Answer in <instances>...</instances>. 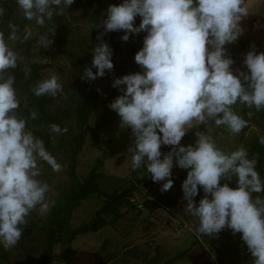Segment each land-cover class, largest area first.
Returning <instances> with one entry per match:
<instances>
[{
	"label": "clouds",
	"instance_id": "obj_1",
	"mask_svg": "<svg viewBox=\"0 0 264 264\" xmlns=\"http://www.w3.org/2000/svg\"><path fill=\"white\" fill-rule=\"evenodd\" d=\"M73 3L16 0L24 19L47 28L37 41L44 49L51 47L56 29L46 22L64 16ZM4 15L0 6V19ZM137 16L142 18L138 27L134 26ZM248 16L247 0H123L109 5L107 18L98 26L103 32L92 49V66L85 68L82 79L94 81L114 68L103 35L123 30L122 40L127 42L129 34L147 33L134 57L143 72L114 79L112 86L122 94L109 105L119 115L120 127L131 130L132 169L146 168L153 182L163 181L161 192L173 187L174 164L188 169L182 183L184 209L195 218L196 233L212 237L226 228L240 233L252 264H264V179L257 171L259 154L250 156L244 146L226 151L213 135L218 128L233 136L249 128L264 146V133L251 126L256 113L264 111V52L257 54L253 45L244 59L247 71L237 69L234 74V61L225 48L242 34L241 21ZM98 27L89 24V30ZM8 28L7 38L0 30V245L5 250L18 244L31 212L39 206L43 214L55 206L47 199L49 185L38 179L40 162L55 172L62 170L44 141L28 128V120L37 119L38 112H30L27 119L17 114L20 100L9 70L16 69L23 57L9 41H27L32 33L25 28L21 36L12 23ZM22 70L26 76L31 72L27 66ZM32 92L52 98L63 94L59 74L50 71ZM244 109L248 111L242 115ZM199 125H206V130L195 132V145L182 146L186 133ZM49 130L59 135L68 132L55 123ZM162 145L171 146L163 159ZM234 178L235 188L229 186ZM198 186L205 195L197 205Z\"/></svg>",
	"mask_w": 264,
	"mask_h": 264
},
{
	"label": "rangeland",
	"instance_id": "obj_2",
	"mask_svg": "<svg viewBox=\"0 0 264 264\" xmlns=\"http://www.w3.org/2000/svg\"><path fill=\"white\" fill-rule=\"evenodd\" d=\"M121 3L123 0H74L64 16H54L52 21L46 22L48 27L56 29L50 37L53 41L51 47L44 49L37 41L47 28H40L35 22L24 19L16 0H0V6L5 9V15L0 19V30L4 31L5 37L10 33L8 23L15 24L21 36L25 28L32 33L27 41H9L10 46L23 57L18 68L25 84L15 81L14 85L20 100L17 114L27 119L30 112H38L37 119L28 120V128L44 141L47 150L62 166L61 171L55 172L40 162L42 174L38 179L49 185L47 199L55 201V206L47 213H40L39 206L30 213L28 223L22 226L23 235L18 244L9 250L0 245V264H41L46 258L52 260L50 264H64L63 244L57 240L53 243L52 239L53 234L61 236L62 229L57 221L53 223L51 219L60 215L59 203L63 202L64 195L68 196L72 184L69 167L73 157L80 183L95 168H99L101 175L99 185L107 193L121 192L137 181L141 183L136 184L137 189L129 204L106 218L108 226L96 233L77 236L66 245L71 250L70 264H252L253 258L240 233L233 234L227 228L212 237L196 233L197 222L184 209L187 202L183 199L182 183L187 178L188 169L174 164L170 177L173 187L161 192L163 181L145 184L142 181L149 175L146 168L133 170L131 167L132 153L128 151L133 140L131 130L120 127V117L109 105L122 94L120 88L112 86L114 79L143 72L136 64L135 56L127 70L120 72V67L129 62L130 47L137 41L136 35L145 37L147 33L129 34L127 42L122 40L126 34L123 30L103 35V42L112 50L114 68L106 70L104 77H97L94 81L82 79L85 68L92 66V49L100 42L97 36L103 28L98 26L107 18L106 9L109 5ZM247 3L249 16L241 21L242 34L234 43L225 45L226 54L234 61L231 66L234 74L237 69L244 71L246 55L242 53L246 47L254 43L264 46V0H247ZM258 7L260 16L257 15ZM141 19L137 16L134 26L138 27ZM90 23L98 28L89 30ZM261 49L264 52V47ZM255 51L261 53L256 46ZM25 66L31 69L27 76L22 70ZM52 70L59 74L63 94L55 98L35 96L33 86L48 78ZM92 71L95 73L97 69L92 68ZM9 72L14 75V69ZM89 98H94V103L87 113L86 123L90 129L98 128V141L88 129L84 132L77 121ZM247 111L244 109L241 114ZM45 117L53 119L62 128L67 127L68 132L63 135L51 133L49 125L54 122H47ZM251 126L264 133V111L256 113ZM213 135L218 146L226 151L244 146L250 156L258 153L257 171L264 179V146L258 143L257 132H249V128H245L240 135L233 136L226 129L218 128ZM53 136L55 143L52 142ZM196 139L194 136L183 146L195 145ZM78 140H82L81 147ZM164 146H161V152ZM229 186H237L235 178ZM204 195L198 186V195L194 197L197 205ZM105 203L106 199L99 195L89 196L72 213L68 228L76 231L90 225Z\"/></svg>",
	"mask_w": 264,
	"mask_h": 264
},
{
	"label": "trees",
	"instance_id": "obj_3",
	"mask_svg": "<svg viewBox=\"0 0 264 264\" xmlns=\"http://www.w3.org/2000/svg\"><path fill=\"white\" fill-rule=\"evenodd\" d=\"M136 39L137 41L134 43L132 47H130V51H129L130 60L128 63L120 67V72L127 70L131 66L133 57L143 47L144 37H140L139 35H136ZM245 47L246 46L242 44V48L245 49ZM244 71H247L246 66L244 68ZM13 76H15V81L17 84H20V85L25 84L24 76L22 75L18 67L14 69ZM93 103H94V98H89L87 106L84 107L83 110H81L82 112L79 114L77 121H78V125L83 129L84 132H86V130L88 129V131H91L92 134L95 135V140L98 141V135H97L98 128L94 127L90 129L86 123L87 117H88L87 113L93 107L92 106ZM40 107L43 108V105H40ZM45 120L47 122L55 123V121L53 119H49V117H45ZM205 127L206 125H199L191 129L182 138L180 142L181 145L183 146V143L190 141L191 138L195 136L196 131H204ZM80 138L82 139V136ZM78 141H79V147H81L82 140H78ZM79 150L80 149L73 152L74 155H76L79 152ZM169 151H171V146H164V148L162 149L161 159H163V155L168 153ZM71 160H72V163L69 167V173H70V177L72 180V184L69 189L68 196L64 195L63 202L61 204L59 203L60 215L56 216L57 219L55 217L51 219L53 223L57 221V224L59 225L60 229H62L61 236L55 237V235L53 234L54 236L52 237L53 243L57 240L58 242L61 241L63 244L64 240L66 239L68 240V243H71L76 239L77 236H81V235H85L89 233H96L104 229L106 226H108V222L106 218L112 214H116L117 212H119V210L124 205H128L130 199L133 197L134 191L137 189L136 184L141 183L140 181H137V183H131L128 187L123 189L121 192L107 193L106 191L102 190L99 185V179L101 177V175L98 173L99 168H95L91 172L89 177L83 183H80V181L78 180L75 174L74 157ZM151 181L152 179L149 174L142 182L145 184H148ZM95 194L106 199L105 205L96 212L95 219L92 221L90 225H85L79 230L71 231L68 228V223L71 219L72 213L77 207H79L82 201L86 200L89 196L95 195ZM70 256H71V252L70 254H67L65 250L63 251L62 259L64 261V264H70L68 262L70 261V258H71ZM51 261L52 260H50L49 258H46L43 260L41 264H50Z\"/></svg>",
	"mask_w": 264,
	"mask_h": 264
},
{
	"label": "crops",
	"instance_id": "obj_4",
	"mask_svg": "<svg viewBox=\"0 0 264 264\" xmlns=\"http://www.w3.org/2000/svg\"><path fill=\"white\" fill-rule=\"evenodd\" d=\"M259 7H260V4L258 5ZM259 7H258V13H257V15L258 16H260L261 15V13H260V11H259ZM257 16V17H258ZM260 24V23H259ZM260 25H262V24H260ZM263 27H264V24L262 25ZM252 46L254 45V46H256V47H258L259 49H260V51L262 52L263 50L261 49L262 47H264V46H260L259 44H257V43H254V44H251ZM252 46H249L248 48L246 47V49L244 50V52H243V54L242 55H246L249 51H250V49L252 48Z\"/></svg>",
	"mask_w": 264,
	"mask_h": 264
},
{
	"label": "water",
	"instance_id": "obj_5",
	"mask_svg": "<svg viewBox=\"0 0 264 264\" xmlns=\"http://www.w3.org/2000/svg\"><path fill=\"white\" fill-rule=\"evenodd\" d=\"M67 244H68V240L66 239V240H64V243H63V249L65 250V252L67 254H70L71 250L69 248H67V246H66ZM68 262H70V261H68Z\"/></svg>",
	"mask_w": 264,
	"mask_h": 264
}]
</instances>
